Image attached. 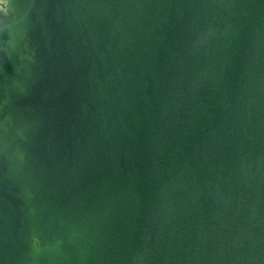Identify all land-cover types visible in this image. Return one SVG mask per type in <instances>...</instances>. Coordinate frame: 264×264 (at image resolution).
I'll return each instance as SVG.
<instances>
[{
    "label": "water",
    "instance_id": "1",
    "mask_svg": "<svg viewBox=\"0 0 264 264\" xmlns=\"http://www.w3.org/2000/svg\"><path fill=\"white\" fill-rule=\"evenodd\" d=\"M0 264H264V0H0Z\"/></svg>",
    "mask_w": 264,
    "mask_h": 264
}]
</instances>
